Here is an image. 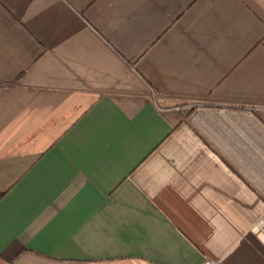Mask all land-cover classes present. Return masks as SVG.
<instances>
[{"label":"crops","instance_id":"0c3cea01","mask_svg":"<svg viewBox=\"0 0 264 264\" xmlns=\"http://www.w3.org/2000/svg\"><path fill=\"white\" fill-rule=\"evenodd\" d=\"M264 264V0H0V264Z\"/></svg>","mask_w":264,"mask_h":264},{"label":"built area","instance_id":"2783aa9c","mask_svg":"<svg viewBox=\"0 0 264 264\" xmlns=\"http://www.w3.org/2000/svg\"><path fill=\"white\" fill-rule=\"evenodd\" d=\"M202 264H218L215 261L211 260V259H205V261Z\"/></svg>","mask_w":264,"mask_h":264}]
</instances>
